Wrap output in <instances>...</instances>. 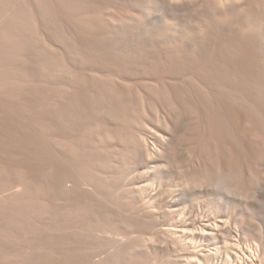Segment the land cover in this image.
<instances>
[{
	"label": "rangeland",
	"instance_id": "374dc122",
	"mask_svg": "<svg viewBox=\"0 0 264 264\" xmlns=\"http://www.w3.org/2000/svg\"><path fill=\"white\" fill-rule=\"evenodd\" d=\"M234 1L0 0V264H185L170 209L264 256V0Z\"/></svg>",
	"mask_w": 264,
	"mask_h": 264
},
{
	"label": "bare ground",
	"instance_id": "6f19581e",
	"mask_svg": "<svg viewBox=\"0 0 264 264\" xmlns=\"http://www.w3.org/2000/svg\"><path fill=\"white\" fill-rule=\"evenodd\" d=\"M220 1H221L222 7L224 8L225 11L227 9L233 10L232 13L235 11L236 8L234 6H236V3L234 0H220ZM170 2H172V0H170ZM234 13H236V12H234ZM185 152L182 153V156H185ZM182 156L180 155L181 158H183ZM172 162L173 161H171V163ZM168 164H169V162H168ZM168 164H167V166H168ZM150 168L152 169V167H150ZM153 168H154V166H153ZM166 169H167V167H166ZM168 169L166 170V172L168 171ZM172 169H174V168H172ZM162 171L155 170V173L154 174L152 173L155 176V178L157 179V182L160 184L163 180L165 181L164 177L166 175V172L163 174ZM196 180L199 181V178L195 179V181ZM200 180H201V178H200ZM192 181L193 180H191V182ZM198 181H196V182L198 183ZM193 182H192V184H193ZM196 182L194 183L195 186L197 185ZM186 183H187V185H189L188 182H186ZM155 184H156V182H155ZM162 184H161V186H162ZM164 184L166 185V183H164ZM156 186H157V184H156ZM147 188H148V185L144 184L140 187V190L142 192L145 190V192H146ZM158 195H156L155 197H157ZM261 195H262V193H261ZM262 197H264V196L262 195ZM259 198H260V196H259ZM177 201H179V198H176V197L171 198L168 202V207L173 208L176 205ZM169 203H170V205H169ZM146 204L152 208L154 206V204L150 200L146 201ZM176 206H178V205H176ZM168 207H166V208H168ZM169 208H168V210H169ZM151 209H149V210L151 211ZM162 211H163V209H162ZM167 212L170 213L169 215H170L171 221L175 220L174 221L175 223L173 224L172 228L168 229L167 232L170 234L171 238H173V241L176 240L177 242H179L180 244H182L184 246V250H186V254L184 257L185 258V264H220V261L223 258H225V261H226L225 264H264V256L261 255L258 241H255L254 243L248 244L244 249H241V250L235 249V247L231 246V244L229 245V240L227 239L228 238L227 235H230L231 233H230V230H228L229 226L227 224L228 223L227 221H224V220L209 221V220H207V221H204L202 223L199 221L200 222V223H198L199 225L195 226L194 230H191L190 232H188V230L190 229V225H191V224L187 223V221L189 219L183 220L180 217L177 218L178 215L176 217V214L181 212V211L175 210V209H170ZM184 213H185V211H184ZM262 214H264V211ZM191 219H192V217H191ZM163 225H166V224H163ZM167 227H168V225H167ZM235 228H237V225ZM231 230H232V228H231ZM221 241L225 242V244L228 243L225 246V248H223V249L221 248V244L219 245V242H221ZM177 242H175V243H177ZM232 242H230V243H232ZM236 243H237V241H236ZM242 247H244V246H242ZM177 257H179V256H177ZM181 258H182V255L179 257V259H181ZM184 258H182V259H184ZM219 259H220V261H219Z\"/></svg>",
	"mask_w": 264,
	"mask_h": 264
}]
</instances>
